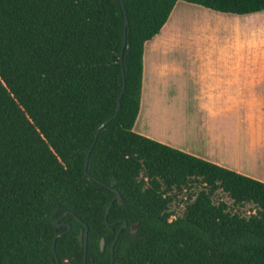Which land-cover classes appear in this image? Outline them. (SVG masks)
I'll return each instance as SVG.
<instances>
[{"label": "trees", "instance_id": "obj_1", "mask_svg": "<svg viewBox=\"0 0 264 264\" xmlns=\"http://www.w3.org/2000/svg\"><path fill=\"white\" fill-rule=\"evenodd\" d=\"M178 1L0 0V264H264V182L134 131Z\"/></svg>", "mask_w": 264, "mask_h": 264}, {"label": "crops", "instance_id": "obj_2", "mask_svg": "<svg viewBox=\"0 0 264 264\" xmlns=\"http://www.w3.org/2000/svg\"><path fill=\"white\" fill-rule=\"evenodd\" d=\"M186 2L144 45L134 131L264 182V10ZM189 13L226 23L228 39L191 37Z\"/></svg>", "mask_w": 264, "mask_h": 264}, {"label": "rangeland", "instance_id": "obj_3", "mask_svg": "<svg viewBox=\"0 0 264 264\" xmlns=\"http://www.w3.org/2000/svg\"><path fill=\"white\" fill-rule=\"evenodd\" d=\"M188 15V18L185 19L184 17L180 21V24L190 29V32H194L191 37L201 39H228V26L226 23L217 20L212 21L207 16H201L200 14L194 15L189 13ZM219 196L231 203V199L226 194L220 193ZM251 207L250 204L247 205L243 212H248ZM173 209H175L176 215H180L184 209V203H175Z\"/></svg>", "mask_w": 264, "mask_h": 264}, {"label": "water", "instance_id": "obj_4", "mask_svg": "<svg viewBox=\"0 0 264 264\" xmlns=\"http://www.w3.org/2000/svg\"><path fill=\"white\" fill-rule=\"evenodd\" d=\"M127 23H128V20L126 21V25H127ZM125 31H126V30H125ZM125 36H126V33H125ZM125 45H126V40L124 41V46H125ZM123 80H124V87H123V90H122V92H121V94H120V96H119V99H118L117 113H118V111H119V109H120V107H121V97H122V94H123V92H124V90H125V70H124V67H123ZM107 122H108V120H106V121L102 124V126H105ZM99 131H100V128L97 129V132H96V139H97V137H98ZM94 144H95V141H94V143L92 144V147L90 148V150H89V152H88V154H87V158H86V163H85V173H86L87 175H89V172H88L89 156H90V153H91V150H92ZM110 188H112V187L110 186ZM112 189H113V188H112ZM117 197H119V192H117V195L115 196V198H117ZM110 208H111V204H110V205L108 206V208H107L106 216L108 215V213H109V211H110ZM66 214H67V212H66ZM126 224H127V221L124 220L123 223H122V226L120 227V229H122V227H124ZM56 225L59 227V226H61L62 224L59 223V222L56 220ZM68 226H69V229H70L71 225L68 224ZM132 227H133V230H135V229L137 228V224H133ZM69 229H68V230H69ZM62 233H63V232H58V233L55 235V238H54V249H55V242H56V239H57V237H59ZM82 238H83V230H81V235H80V240H81V241H82ZM104 243H105V241H104V239H102V241H101V248H102V249H104ZM85 250H86L85 258H86V256H87V232H86ZM111 254H112V261H111V262H113V261H114V245L112 246Z\"/></svg>", "mask_w": 264, "mask_h": 264}]
</instances>
